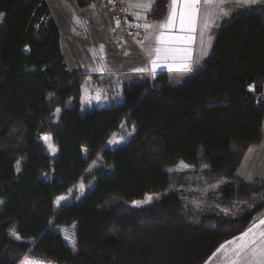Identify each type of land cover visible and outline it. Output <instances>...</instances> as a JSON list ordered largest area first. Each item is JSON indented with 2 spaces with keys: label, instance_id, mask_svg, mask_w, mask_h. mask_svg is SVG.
Returning <instances> with one entry per match:
<instances>
[{
  "label": "trees",
  "instance_id": "trees-1",
  "mask_svg": "<svg viewBox=\"0 0 264 264\" xmlns=\"http://www.w3.org/2000/svg\"><path fill=\"white\" fill-rule=\"evenodd\" d=\"M168 4L156 0L148 19H163ZM0 13V264H205L264 212V186L234 180L264 136V11L224 24L207 64L180 86L166 71L134 84L72 75L46 0H0ZM124 122L135 128L130 143L106 148ZM42 135L58 149L54 160ZM95 162L102 170L87 178ZM180 162L224 201L250 206L234 218L195 213L176 191L131 206L181 184L185 174L171 172ZM91 179L82 200L55 211L58 196ZM72 225L75 251L55 231Z\"/></svg>",
  "mask_w": 264,
  "mask_h": 264
},
{
  "label": "crops",
  "instance_id": "crops-1",
  "mask_svg": "<svg viewBox=\"0 0 264 264\" xmlns=\"http://www.w3.org/2000/svg\"><path fill=\"white\" fill-rule=\"evenodd\" d=\"M46 4L59 30L62 55L72 75L90 74L86 71V66H89L91 69L87 70L92 74H119L133 79L146 73L154 76L159 72H168L166 63L180 59L165 51L158 55L155 50L164 49L165 44L185 43V51L190 52L186 57L191 63L188 68L195 70L203 67L224 24L245 12L264 11V0H201L192 29L197 32V38L188 40L180 34L188 30L187 24L183 29L180 25L179 15L183 5H173L169 0L163 19L150 21L149 13L145 19H136L147 34L143 40L134 42L121 38L113 0H93L86 7H81L77 0H46ZM122 6L129 19L135 21L130 0H123ZM169 17H173L171 23H167ZM5 18V14L0 13V31ZM121 39L123 47L119 48ZM154 61L155 68L152 66ZM262 130L264 135V122ZM234 179L245 185L264 186V136L260 144L249 148Z\"/></svg>",
  "mask_w": 264,
  "mask_h": 264
},
{
  "label": "rangeland",
  "instance_id": "rangeland-1",
  "mask_svg": "<svg viewBox=\"0 0 264 264\" xmlns=\"http://www.w3.org/2000/svg\"><path fill=\"white\" fill-rule=\"evenodd\" d=\"M155 1L156 0H130V6L134 10L133 17H135L134 18L135 21H137L136 19L138 20L145 19L146 15L148 13H151V11L154 9L153 7L155 5ZM137 4H142L145 6L137 7L135 6ZM115 11H116V8H115ZM116 16L119 22V31L121 33L122 39L124 36L120 29L121 24L128 22V23H132L138 26L139 21L135 22V21H132L131 18L129 19L127 12L122 6V2H121L120 10L116 11ZM136 16L138 17L136 18ZM140 27L143 28L144 30V33H145L144 38H145L147 34V30L142 26ZM180 34H182L181 37L186 38L188 40L189 39L191 40L192 37L197 38V32H194L193 30L191 31L187 30V31L181 32ZM175 36L177 37V34ZM144 38L139 39V40H143ZM122 39L120 41L119 48L123 47ZM131 41L135 42V41H138V39L131 40ZM180 42H183V41H180ZM184 44L185 43L183 44L172 43V44L164 45V50L166 53L172 55L173 58L175 57L180 58L176 61L174 60L172 62L166 63V67H168L167 71L170 75V84L172 86H180L183 83H185L189 79L188 76L191 74L192 71H194L188 68L189 66H191V63L189 60L186 59V57H187V54L188 56L190 55V52L185 51L186 48ZM155 65L156 63H152L153 68H155ZM86 68L91 69L89 66H86ZM87 69H86L87 73L92 74ZM159 73L155 74L154 76L146 73V75L136 76L137 77L136 79L131 78V76L125 77V78L123 76V78L126 80L125 82H127V84L128 83L134 84V83L140 82L141 80L151 82L153 79H155L159 75ZM114 100L116 104L120 102L117 98H115ZM134 130H135L134 126H127L124 122L122 126L119 128V130L116 133H114L112 137L109 139V141L106 144V148L117 149V148L128 145L133 138ZM40 140L42 144L45 146L47 153L49 154V157L51 158V160H54L57 157L58 149L53 144L51 137L49 135H42L40 137ZM100 168H101V165L98 164V162H95L90 167L87 173V178L92 177L96 172L102 170ZM193 170L194 168L191 166L185 165L182 162L178 163L175 167L171 169V172L175 173L176 175L185 174L184 175L185 177L182 179L181 184H178V185L172 184L171 187H169L168 189H166L165 191L161 193L146 195L143 200L132 202L131 206L138 207V208L147 207L149 205H152L160 201L161 199L165 198L167 195H169L170 193L174 191H176L180 195L184 205L187 208H189L191 211H194L195 213H211V214L234 218L241 214V211L244 207L250 206V203L248 201H239V200H233L230 202L224 201L216 189L217 184L207 187L206 184L199 183L196 180L197 177L194 176L195 174L193 175L191 173ZM41 176L44 179H51L52 177L49 174H42ZM198 176H200V174H198ZM92 186H93V179H91L87 183L80 181L78 184L72 187L67 194L58 196L55 199V211L57 212L59 211V209H61L64 206H67V205H70L72 203H76L82 200L87 194V192L92 188ZM261 221H264V212L244 232V233H247L249 229H252L251 233H248V235L243 236V237H242V234L244 233H242L238 237L223 243L205 264H232V261L236 260L235 252L237 249L240 248L241 244L250 242L252 240H256L259 243L261 240H264V237H261L260 235L261 233H264V223H261ZM55 231L57 234H59L62 237L64 243L68 247H70L72 250L75 251L76 249L75 225H72L69 227H57ZM26 261H28L29 264H55V263H52V262H49L43 259H35L32 257H25L21 261L20 264H25Z\"/></svg>",
  "mask_w": 264,
  "mask_h": 264
},
{
  "label": "snow or ice",
  "instance_id": "snow-or-ice-1",
  "mask_svg": "<svg viewBox=\"0 0 264 264\" xmlns=\"http://www.w3.org/2000/svg\"><path fill=\"white\" fill-rule=\"evenodd\" d=\"M201 0H172V4L176 5L180 3L183 5V10L180 12L179 20L181 28L183 29L185 24L188 26V30L191 31L193 29L196 14L198 12V5ZM206 2V0H205ZM255 2V0H252ZM137 7H144L145 5L137 4ZM173 21V17H169L167 23H171ZM146 27H149L146 25ZM156 53L159 55L164 49L157 48ZM155 63V62H153ZM60 110L57 109V112ZM264 223V221H261ZM252 229H249L247 233L242 234L243 236L251 233ZM261 237H264V233L260 234ZM236 260L232 261V264H264V240H261L259 243L256 240H252L250 242H246L240 245V248L235 252ZM25 264H29L28 261Z\"/></svg>",
  "mask_w": 264,
  "mask_h": 264
},
{
  "label": "built area",
  "instance_id": "built-area-1",
  "mask_svg": "<svg viewBox=\"0 0 264 264\" xmlns=\"http://www.w3.org/2000/svg\"><path fill=\"white\" fill-rule=\"evenodd\" d=\"M122 0H113L114 7L117 10H120ZM123 36L126 38V40H136V39H142L144 38V30L139 25L136 26L132 23H123L120 27ZM258 99L264 100V92L258 96Z\"/></svg>",
  "mask_w": 264,
  "mask_h": 264
}]
</instances>
